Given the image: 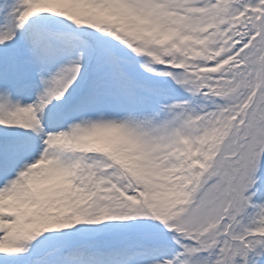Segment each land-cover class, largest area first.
<instances>
[{
    "label": "snow or ice",
    "instance_id": "snow-or-ice-1",
    "mask_svg": "<svg viewBox=\"0 0 264 264\" xmlns=\"http://www.w3.org/2000/svg\"><path fill=\"white\" fill-rule=\"evenodd\" d=\"M0 264H264V0H0Z\"/></svg>",
    "mask_w": 264,
    "mask_h": 264
}]
</instances>
